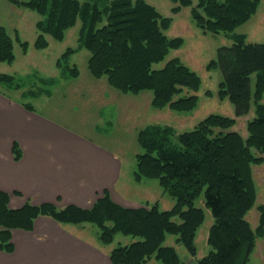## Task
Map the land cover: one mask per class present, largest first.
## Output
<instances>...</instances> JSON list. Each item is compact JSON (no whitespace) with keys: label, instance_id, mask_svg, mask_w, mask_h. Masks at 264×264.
I'll use <instances>...</instances> for the list:
<instances>
[{"label":"trees","instance_id":"trees-1","mask_svg":"<svg viewBox=\"0 0 264 264\" xmlns=\"http://www.w3.org/2000/svg\"><path fill=\"white\" fill-rule=\"evenodd\" d=\"M12 4L39 14L37 22L43 35L61 39L66 28L82 21L79 42L89 50L87 70L94 79L105 76L111 88L123 94L151 92V106H169L175 112H190L197 106L193 94L200 77L177 57L165 61L169 52L182 45V38H168L170 17L161 15L146 0H113L105 10L99 4L79 0H26ZM180 6L191 0H178ZM259 0H199L192 10L197 25L212 33H226L232 41L217 49L209 69L218 70L221 80L217 96L228 99L234 117L211 114L192 130L176 133L173 128L151 124L138 134L141 152L136 155L135 180L155 179L173 200L169 210L158 205L123 207L104 191L90 208L75 205L56 207L25 202L19 209L9 206V195L0 191V251L11 253V231H30L34 220L47 216L61 224L91 223L99 228L101 242L111 243L116 233L137 238L109 253L111 264H147L153 257L162 264H188L181 260L168 235L182 246L195 264H248L257 238L264 235V205L258 206L256 230L246 215L253 205L255 187L251 165L264 157V44L247 43L235 29L257 11ZM107 14L102 23L101 14ZM14 39L0 28V62L15 58ZM24 44V43H22ZM64 58V57H63ZM163 62L161 67H157ZM73 76L75 73L72 74ZM77 75V74H76ZM12 77L0 74V83ZM18 89L19 86H13ZM31 109L29 106H25ZM247 121V137L230 130L235 119L252 111ZM15 159L19 150L13 146ZM261 156H256L255 153ZM203 196L213 222L206 243L209 251L197 258L195 238L205 214L195 206Z\"/></svg>","mask_w":264,"mask_h":264},{"label":"rangeland","instance_id":"rangeland-1","mask_svg":"<svg viewBox=\"0 0 264 264\" xmlns=\"http://www.w3.org/2000/svg\"><path fill=\"white\" fill-rule=\"evenodd\" d=\"M10 1L0 0V28H4L14 41L18 39L19 43L14 42L15 58L13 62L10 64L0 62V74L10 75L13 80L11 85L0 83V94L5 95L9 99L26 103H29L28 95H56L62 98L60 94H64L65 99H61V102L63 108L70 113L69 119L72 121H80L85 114L92 115L89 116L90 120H92L93 116L99 114L100 119L97 116L99 128L97 129L100 130L102 128L107 133L115 135L116 126L119 123L118 129H121L120 134L123 139H120L122 145L117 146L121 171L116 180L114 197L119 201L116 203L130 208L158 205L161 210H169L173 205V200L169 193L159 185L157 180L148 178L135 180L134 178L136 155L141 152L138 134L143 128L151 124L169 126L176 133H181L192 130L200 121L211 114L234 117V109L228 99L220 100L217 96L218 84L221 80L220 72L208 68L211 60L216 57L217 49L221 46L231 45L232 41L229 35L226 33H212L197 25L192 17V10L199 0H191L192 5L190 6H180L176 13L172 9L179 4L178 0H146L161 15L171 18L169 28L164 31L165 35L168 38H182L181 47L171 50L165 61L177 57L200 77L201 85L199 90L193 93L198 97V101L197 106L190 112H175L169 106H165L162 109H154L151 106V99L149 100L148 96H145L146 98L142 97V99L133 103L129 116L125 117L124 113L127 111L117 114L115 105H106L99 108L98 105L94 106V104L86 101L87 98L84 101H81V99L77 100L81 97L79 95L82 93L80 90H83L84 86H110L105 76L96 79L99 80L97 83H92L94 78L87 70V61L91 54L79 42L82 29L81 19L77 18L73 26L66 28L61 39L43 35L44 39L38 43L37 40L38 36L41 35V30L37 28V22L42 17L34 11L16 6ZM79 1L81 4L85 2L99 4L100 8L105 10L113 0ZM106 15L105 11H103L101 24L107 22L108 16ZM234 32L244 34L247 43L264 44V0H259L255 14L237 27ZM162 65L163 62L159 63L157 67ZM73 73H75L74 76L72 75ZM13 86L19 87L15 89ZM71 88L72 90L74 89V92L71 91ZM91 91L84 92V94H89L92 97L97 96L95 90ZM148 93L151 94V92ZM69 96L71 99L68 98ZM72 98L75 100H72ZM262 103H264V93ZM34 108L39 112L44 111L38 105L34 106ZM116 114L117 124L113 122ZM253 117L252 108L249 115L236 118L235 124L230 127V130L236 131L243 138H246L248 135L246 129L247 121ZM70 125L75 124L70 123ZM76 129H81V126L78 125ZM84 132L87 133L85 129ZM255 155L261 156L258 152ZM250 175L255 187V197L253 205L246 215V220L250 223L251 228L256 230L259 219L258 206L264 205V157L261 163L251 165ZM195 206L202 208L205 214L204 222L199 227L195 238L196 257L201 258L209 251L206 239L213 218L210 209L204 205L203 196L196 200ZM68 225L70 227L67 228H69L72 235L98 248L100 257H102L99 264H111L109 253L113 249L137 240V238L116 233L112 242L105 244L101 242L100 230L95 225L87 222ZM68 239L70 240L69 244L77 246L76 239L70 236H68ZM174 240L175 236L168 235L165 244L174 246L182 261L188 264H195V261L187 255L185 249L176 245ZM75 252L81 254L79 249L75 250ZM147 264L162 263L152 257ZM248 264H264V235L257 238L256 246L250 255Z\"/></svg>","mask_w":264,"mask_h":264},{"label":"crops","instance_id":"crops-1","mask_svg":"<svg viewBox=\"0 0 264 264\" xmlns=\"http://www.w3.org/2000/svg\"><path fill=\"white\" fill-rule=\"evenodd\" d=\"M93 81L94 84L99 80ZM91 90L97 96L84 94ZM80 92L78 101L87 98L99 108L115 105L117 114L127 111L125 117L135 101L145 96L151 99L148 92L120 94L110 86H84ZM60 95L62 98L28 95L26 103L0 94V191L9 195L12 209L21 208L25 202L90 208L104 191L119 202L114 194L121 171L117 146L122 145L123 136L118 129L117 114L113 119L117 124L116 135L110 134L97 129L99 114L92 120L89 114L78 122L69 119L70 113L61 102L65 95ZM32 103L44 111H37L34 108L37 105ZM78 125L82 130L76 129ZM14 144L19 150L18 159L13 152ZM67 227L70 226L39 216L31 231L12 230L13 251H0V264H99L102 257L98 248L72 235ZM68 236L77 240V246L69 244ZM77 249L81 254L75 252Z\"/></svg>","mask_w":264,"mask_h":264}]
</instances>
